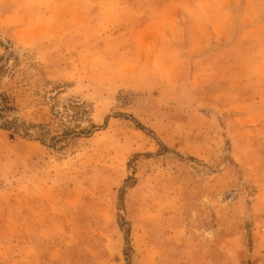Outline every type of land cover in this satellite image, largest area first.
I'll return each instance as SVG.
<instances>
[{
  "label": "rangeland",
  "instance_id": "rangeland-1",
  "mask_svg": "<svg viewBox=\"0 0 264 264\" xmlns=\"http://www.w3.org/2000/svg\"><path fill=\"white\" fill-rule=\"evenodd\" d=\"M70 6L0 0V264H264V46L246 65L243 8L213 10L219 64L180 72L87 49L101 26ZM135 188L171 195V245L131 232Z\"/></svg>",
  "mask_w": 264,
  "mask_h": 264
},
{
  "label": "crops",
  "instance_id": "crops-1",
  "mask_svg": "<svg viewBox=\"0 0 264 264\" xmlns=\"http://www.w3.org/2000/svg\"><path fill=\"white\" fill-rule=\"evenodd\" d=\"M135 1L69 0L71 9L81 8L76 19L79 26H87L92 21H95V26H101L91 34L85 28H81L79 38L83 40L87 49L115 55L119 59L122 58L129 67L140 64L155 66L158 65L155 62L159 61L162 66L158 69L187 72L195 70L196 65L202 62L209 66L216 65L219 64L218 60L223 52L209 46L219 39L212 25L217 23L215 18L217 12L213 10L238 6L243 8V58L248 60L246 65L249 63L253 67L256 65L254 69L259 68L258 59L253 56L259 55L260 49L264 46V13L258 8L264 5V0H143L142 4ZM133 6L135 7L128 13L118 10L121 7ZM89 7L95 8L92 9L93 13L87 11ZM189 8H192V15L187 12ZM115 9L117 13L111 14ZM89 15L95 17L89 20ZM205 22L212 26L207 25L205 28L203 26ZM212 27L214 29L210 30ZM170 198V194L165 196L163 193L157 194L142 188L133 189L127 198L131 232L134 234L140 229L143 230L144 238L149 237L152 244L160 249L176 241L172 232L183 228L185 221L183 217L181 220L171 222L172 215L177 213V210L168 206L169 203L165 208L160 206L163 200ZM153 200L157 206H148V201ZM179 253L182 251L161 253L151 261L146 252H140L139 256L136 255L134 264H186L188 261L183 257L179 259L174 257ZM237 261L226 258L220 263L210 259L189 264L242 263Z\"/></svg>",
  "mask_w": 264,
  "mask_h": 264
}]
</instances>
